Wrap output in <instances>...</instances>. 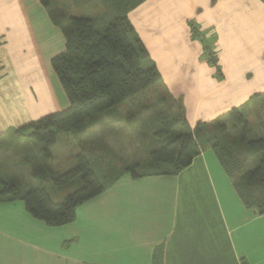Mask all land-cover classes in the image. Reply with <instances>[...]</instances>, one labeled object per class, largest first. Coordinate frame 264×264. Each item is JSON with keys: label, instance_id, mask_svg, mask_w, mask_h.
<instances>
[{"label": "crops", "instance_id": "0c3cea01", "mask_svg": "<svg viewBox=\"0 0 264 264\" xmlns=\"http://www.w3.org/2000/svg\"><path fill=\"white\" fill-rule=\"evenodd\" d=\"M128 19L192 128L264 94V0H146ZM54 26L38 50L59 49L43 74L39 56L24 57L22 0H0V140L63 99L50 66L66 40ZM212 158L202 151L176 175L126 173L63 227L0 199V264H264V215L243 206L223 173L216 178Z\"/></svg>", "mask_w": 264, "mask_h": 264}, {"label": "trees", "instance_id": "16d2710c", "mask_svg": "<svg viewBox=\"0 0 264 264\" xmlns=\"http://www.w3.org/2000/svg\"><path fill=\"white\" fill-rule=\"evenodd\" d=\"M100 1L114 5L115 14L103 16L105 19L67 18L64 15L65 24L61 25L55 12L49 10L52 1L40 0L66 40L65 52L55 56L51 66L69 107L9 133L29 141V145L35 146L34 149L47 161L52 160L51 149L57 143L58 135L80 133L88 121L110 114L163 82L128 19L129 13L146 0ZM192 28L196 30L194 26ZM208 59L218 67V61L213 60L212 55L209 54ZM170 99L173 102L167 98L156 102L155 119L156 122L159 120V125L156 130L148 128L153 131L148 152L151 170L139 174L136 169L140 165L133 164L125 169L109 167L100 174L96 162L85 155L78 157L75 169L60 174L61 177L49 170H35L33 179L52 180L58 186L69 187L74 181H80L79 190L69 194L63 202H54L43 187L25 190L17 182H10L9 171H4L5 167L0 165V199L20 201L36 220L50 227H63L75 222L81 205L103 194L126 173L134 179L176 175L189 168L202 151L211 149L233 181L243 206L264 215V134L256 135L250 129L247 108L232 109L215 122L199 123L192 128L185 114L175 111L177 103ZM252 101L262 102L264 98L257 95ZM150 108L145 106L137 114L135 112L134 119L139 114L141 120L154 121L148 115ZM131 118L127 121L131 122ZM138 137L144 143L143 133H138Z\"/></svg>", "mask_w": 264, "mask_h": 264}, {"label": "rangeland", "instance_id": "374dc122", "mask_svg": "<svg viewBox=\"0 0 264 264\" xmlns=\"http://www.w3.org/2000/svg\"><path fill=\"white\" fill-rule=\"evenodd\" d=\"M50 1H52V5L49 10L55 12L56 20L61 25L65 24L64 15L67 18L96 19L97 17H100L105 19L103 16L110 15L111 13L115 14L116 12L114 5H106L100 0ZM22 3L24 22L23 32L27 34L24 36L22 45L24 57H31L36 60L38 58L37 56H39V62L41 63L39 70L41 73L46 74L47 58L51 56V54L58 52L59 49L56 47L54 50L47 49V51L44 52H39L38 50L40 49V43L42 44L43 40L46 42L53 40V32L49 29L54 26V24H52L53 22L49 16V11L41 4L40 0H22ZM112 18L110 19V22ZM49 23L51 24L49 25ZM54 27L57 28L56 26ZM195 39L200 42L204 41L203 37L202 40L198 38ZM32 43H34V45H32ZM58 54H55L54 57ZM210 55H212L213 60H216L212 53H210ZM16 61V68L21 70V72L28 71L31 62L28 63L26 58L21 60L16 59ZM207 63L210 66L215 67L210 63V60H208ZM51 67L52 66H50V69ZM216 68L218 69V67ZM61 93L63 99L57 95V100L59 103H62V105H59V103L49 104V109L44 111V113H49L45 116L62 112L69 107V101L62 87ZM260 95L264 98V94ZM255 96L251 97L248 102L238 109H242L243 107L247 108L246 114L249 116L248 122L250 124V129L254 134L260 135L264 134V101L253 102L252 99ZM163 98H167L169 102H173L170 99H173V97L167 93L163 85L151 87L136 96L131 102L119 106L110 114L102 115L88 121L80 133L58 135L57 143L51 149V161L45 160L39 151L34 149L35 146L29 145V141L25 139H17L10 133H7V135L0 140L2 141L0 142V165L5 167L4 171H9L10 182H17L25 190L43 187L47 190L54 202H63L69 194L79 190L81 186L80 181H74L69 187L58 186L52 180L45 179L41 181L39 179H33V172L35 170L44 169L46 172L49 170L52 173H58V175L68 173L78 166V157L80 155H85L91 159L92 162H96V168L100 174L103 173L102 171L109 169V167L119 168L133 163L140 165V167L136 169L139 174L151 170L148 152L150 150V141H152L153 131H150L149 129L156 130L159 125V120L156 122L155 119L157 115L155 112H158V110H155V107L156 102ZM176 103L177 101H175L174 104ZM145 106L151 107V112L148 115L150 118L153 117L154 121H151L150 119L141 120L139 114L134 119V113L136 112L137 114ZM39 109L40 111H43L44 108L42 104H40ZM231 110L223 116H226ZM175 111H180L178 109V103L177 106H175ZM45 116L36 117L37 119L30 123L37 122ZM129 117H132L130 120L131 122L127 121V118ZM138 133H143L144 143H142L141 138L138 137ZM204 152H207L208 157H214L212 158V161L215 166L214 169H216V178L219 174L223 173V177L230 180L233 184L231 179L226 178V174L218 162L213 150L209 149ZM217 170L220 171V173H218ZM61 176L62 175L59 177Z\"/></svg>", "mask_w": 264, "mask_h": 264}, {"label": "built area", "instance_id": "2783aa9c", "mask_svg": "<svg viewBox=\"0 0 264 264\" xmlns=\"http://www.w3.org/2000/svg\"><path fill=\"white\" fill-rule=\"evenodd\" d=\"M193 35H194L195 38H198V39L202 40L201 35H198V33L196 31L193 32Z\"/></svg>", "mask_w": 264, "mask_h": 264}]
</instances>
